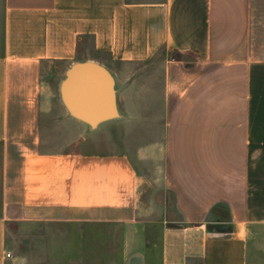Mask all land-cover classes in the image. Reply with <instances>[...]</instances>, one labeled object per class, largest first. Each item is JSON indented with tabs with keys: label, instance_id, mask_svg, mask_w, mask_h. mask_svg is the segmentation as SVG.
<instances>
[{
	"label": "crops",
	"instance_id": "obj_1",
	"mask_svg": "<svg viewBox=\"0 0 264 264\" xmlns=\"http://www.w3.org/2000/svg\"><path fill=\"white\" fill-rule=\"evenodd\" d=\"M84 60L116 80L95 125L61 92ZM49 222L118 264L263 260L264 0H0V264Z\"/></svg>",
	"mask_w": 264,
	"mask_h": 264
},
{
	"label": "rangeland",
	"instance_id": "obj_2",
	"mask_svg": "<svg viewBox=\"0 0 264 264\" xmlns=\"http://www.w3.org/2000/svg\"><path fill=\"white\" fill-rule=\"evenodd\" d=\"M91 46L92 40L86 39L85 49ZM59 80L60 66L53 65L44 71L45 84L56 87ZM164 194L165 192L162 193L163 196ZM99 229L104 234L110 230L104 225ZM82 234L86 233L81 225L55 222L22 223L10 231L9 244L16 258L15 264H118L117 261L121 258L120 240L109 239L105 235L97 249L99 251L97 256H82L78 254ZM263 260L259 264H264Z\"/></svg>",
	"mask_w": 264,
	"mask_h": 264
},
{
	"label": "water",
	"instance_id": "obj_3",
	"mask_svg": "<svg viewBox=\"0 0 264 264\" xmlns=\"http://www.w3.org/2000/svg\"><path fill=\"white\" fill-rule=\"evenodd\" d=\"M65 102L76 115L96 123L118 115L116 80L103 64L84 60L71 65L61 84ZM80 110L73 108V102Z\"/></svg>",
	"mask_w": 264,
	"mask_h": 264
}]
</instances>
